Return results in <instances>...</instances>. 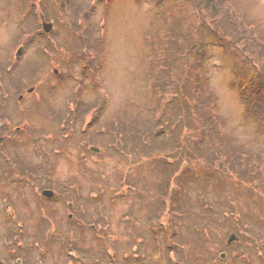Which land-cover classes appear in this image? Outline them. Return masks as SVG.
<instances>
[{"label": "rangeland", "instance_id": "1", "mask_svg": "<svg viewBox=\"0 0 264 264\" xmlns=\"http://www.w3.org/2000/svg\"><path fill=\"white\" fill-rule=\"evenodd\" d=\"M152 1L73 0L74 4L69 6L66 0H0V121L3 115L9 116L11 123L21 127L19 133L15 128L10 133L6 132L1 149H7L13 158L21 156L24 159L28 164L21 167L22 170L38 165L37 189L40 188L42 208L32 209L38 199L33 198L35 192L30 191L24 201L17 203L20 212L15 215L16 227L23 222L22 226L27 229L17 236V242L32 244L37 263H40L41 250L35 243L44 239L45 264H65L70 259L69 254L76 252L73 242L68 246L71 240L64 243L50 238L47 244L45 233L54 229V222L58 231L75 228V236L85 251L77 249L88 260L82 264L94 260H98L95 264L113 262L107 258L110 249L115 251L118 261L128 252L129 260L136 262L138 256L134 253L137 247L143 264H176L169 260L175 256V252H171L172 246L162 247L161 253L157 252L161 246L154 244V230L149 224L152 220L159 226L167 216L171 217V213L166 211L172 200L179 199L188 204L187 196H182L174 183L166 178L163 182V174L168 176V172L158 166L170 158L165 156L167 146L164 145L165 152L160 153L158 144L164 140L161 136L163 131L170 134L162 122L169 118L166 104L170 102L172 91L167 90L158 105L152 94L151 82L154 67L164 69L167 66L164 54L176 48L178 42L173 36L172 40L168 37V27L166 31L165 22L156 16L162 12L163 4H156L155 9ZM178 1L167 0L166 8L174 9V16L180 18L185 13L177 9ZM200 1L206 6L201 4L197 7L194 0L186 5L187 20H193L195 25V18L202 13L209 20L207 22L224 28L232 37H242L237 28L228 24L227 17H221L212 7L210 0ZM229 1L264 41V0ZM90 8L92 10L88 11ZM41 14L54 25L49 34L43 29ZM83 16L88 21H82ZM202 32L203 27L199 31L195 28L186 31L188 35L184 43L190 44L191 38L200 37ZM243 39L237 38L238 43L249 48V52L253 51L252 56L258 60L259 66H264V46L257 50L249 45V40ZM21 48L23 51L19 55ZM190 55L196 57L194 53ZM203 61L209 88L217 93L220 113L226 118L225 130L235 135L238 143L243 141L254 150L264 149V137H257L252 123L243 119L244 106L239 101L238 92L229 88L233 77L232 62L215 47H209ZM20 95H23L21 104L18 102ZM164 108L165 113L161 114ZM160 114L157 126L156 119ZM120 122L150 134L152 148L129 132L124 139H119L120 133L110 126L116 127ZM122 127L125 128L124 125ZM170 131L174 132V128ZM24 133H27L25 141ZM189 135L196 137L194 133ZM32 136H35L36 144L30 138ZM90 146L100 148V155L91 151ZM179 147L177 152H181ZM83 152L86 159L82 157ZM2 155L6 158L3 161L11 160L5 152L0 154V160ZM174 158L181 160L187 170L205 165L196 160L184 161L185 158L178 155ZM15 164H20V161L16 159L13 163L16 168ZM126 182L135 183L134 189ZM75 183L79 184L80 195L74 191L66 194V187ZM48 188L54 191L55 201H47L42 196V191ZM229 189V192L233 190ZM189 190H192L191 193L187 191L189 201L195 207L192 199L197 191L193 187ZM215 192H210L209 196L212 203H217V211L231 206L250 208L249 199L242 192L238 198L234 197V192L227 198H222L225 197L222 191ZM1 193V201H9L6 198L9 192ZM73 198L78 205L76 211L68 206ZM216 198L219 199L215 201ZM30 203L31 207H28ZM0 208V215H3ZM71 211L75 218L70 221L67 215ZM261 215H264V207ZM82 221L86 224L79 228ZM5 225L1 216L0 233H4ZM39 226L44 228V238L36 229ZM92 227L97 229L91 230ZM198 231V228L184 227L186 241L179 237L178 243L192 242L200 236ZM241 231L242 242L227 246L225 240L232 231L228 232L224 225L223 228L217 226L215 230L211 229L209 242L199 247L201 251L185 249L183 253L190 256L192 264H244L245 261L264 264V222L253 223ZM164 237L163 244L170 245L168 237ZM7 238L1 237L2 240ZM140 242L142 246L138 244ZM243 245L246 248L242 252L252 250V255L246 260L238 254ZM188 248L198 249L192 244ZM223 251L227 256L220 259ZM196 253H199V258L194 259ZM222 260L224 262L221 263ZM130 263L128 260L125 262Z\"/></svg>", "mask_w": 264, "mask_h": 264}, {"label": "trees", "instance_id": "2", "mask_svg": "<svg viewBox=\"0 0 264 264\" xmlns=\"http://www.w3.org/2000/svg\"><path fill=\"white\" fill-rule=\"evenodd\" d=\"M189 2L190 0L178 1L177 9L180 8L185 13L180 18L174 16V9L166 8L167 0L153 2L155 9L156 4L159 6L163 4L162 12H158L156 16L165 22L163 23L166 25V31L168 27V37L172 40L173 36L178 42L176 48L170 52L167 50L164 54L168 60V64H165L167 66L164 69L154 67L151 82L152 94L158 101V105L162 101V96L167 94V90L172 91L170 102L166 104L169 118L163 120L162 123L175 137L163 131L161 136L164 140L162 144H158V148L161 149L160 153L165 152L163 147L166 145L165 156L173 160L166 158L167 162L158 164V166L168 172V176L163 174V182L166 178V180L174 183V187H177L182 196H187L188 204L179 199L177 201L172 200L166 211L167 214L171 213L169 214L171 217L161 225L162 230L166 229V235H170L169 239L177 243L179 237L184 238V234L179 232V228L182 225L181 228H183L185 224L195 228H204L205 233L201 231L202 234H200L198 241L200 243L202 240L203 242L210 240L212 234L210 231L212 228L215 230L217 226L223 228L224 225V228L229 232L236 228L247 230L253 223L264 222V215H261L264 207V149L254 150L243 141L238 143L235 141V135L229 134L225 130L226 118L220 113L217 93L209 88L207 72L203 63L209 47L221 50L226 60L232 62L230 66L233 77L229 88H234L238 92L239 101L244 106L243 119L252 123L257 137H264V70H262L264 66H259L258 60L252 56L253 51L249 52V48L242 47L237 38H244V41L249 40V45L257 50H261L260 47L264 46V41L255 34L253 27H250L251 24H248L240 16L236 7L229 0H210V3L213 8L218 10L221 17H227L228 24L232 28L234 26L238 29L239 34L242 35L241 38L232 37L224 28L207 22L209 20L204 18L202 13L201 15L199 13V17L195 18L196 24L194 25L193 20L186 19L188 16L186 5ZM194 2H197V7H200L201 4L206 6L205 2L200 0H194ZM66 3L69 6L74 4L73 0H66ZM90 10L92 9L90 8L88 11ZM88 16L89 14H86L87 19ZM82 21L88 20H85L83 16ZM201 27H203V32L200 37L196 39L192 37L190 44L184 43L183 40L188 35L186 31H190L191 28L199 31ZM192 53L196 55L195 58L190 55ZM154 71L157 72L154 74ZM172 71H175L173 75L171 74ZM194 72H196L195 76ZM176 74L177 77H175ZM153 109L155 110V108ZM165 109L160 113H165ZM161 114L156 119L157 126H159L158 121L161 120ZM110 127L120 133L119 139H124V136L129 132V135L138 136L139 139H143L148 144L149 148H152L149 140H153V138L149 136L150 134H145L134 126L129 128L124 122H120L116 127L112 125ZM144 128L150 131V128ZM171 128H174V132L170 131ZM190 133H194L196 137H191ZM178 146H180L181 152L176 151ZM176 155L184 157V161L196 160L205 163V165L196 170L188 167L190 169L187 170L181 164V160L174 158ZM127 185L134 189L135 183H127ZM190 187L197 191V197L192 199L196 203L195 207H192L191 201H189L188 192L191 193L192 191L189 190ZM228 187L233 190L229 192ZM234 190L236 191L234 192ZM215 191H222L225 195L222 198L232 196L233 192L234 197L238 198L237 195L242 192L243 196H247L249 199L250 208H233L231 206V208L224 207L227 209L217 211L215 208L217 203H212L209 196L210 192L215 194ZM218 199L216 198L215 201ZM231 202L235 203L232 199ZM181 213L182 215H180ZM173 214L175 215L174 218H172ZM61 231L62 233L57 232L52 238L60 240L63 236L67 240L71 239L68 230ZM159 241L162 242V239L159 238ZM157 242L156 245H160ZM138 244L141 246L142 243ZM76 245L77 248L85 250L78 241ZM78 252L80 251L78 250ZM157 252L160 253L159 248ZM135 253L139 256L141 252L138 249ZM122 257L119 263L125 264L127 255ZM93 262L90 261L89 264L96 263ZM131 264L142 263L137 260Z\"/></svg>", "mask_w": 264, "mask_h": 264}, {"label": "flooded vegetation", "instance_id": "3", "mask_svg": "<svg viewBox=\"0 0 264 264\" xmlns=\"http://www.w3.org/2000/svg\"><path fill=\"white\" fill-rule=\"evenodd\" d=\"M23 48V45H22ZM23 49H21L19 55ZM26 53V52H25ZM30 90V89H29ZM31 91V90H30ZM19 104L23 102V95H20L18 98ZM12 120L9 116L3 115V120L0 121V145L6 140V132L10 133L11 130H16V133L20 132V126L15 125L11 123ZM27 134V133H26ZM26 134L24 133L25 137L23 138V141L27 140ZM21 135V134H17ZM34 137V138H33ZM33 139V143H35V136L30 137ZM36 144V143H35ZM7 149H1L0 154L2 152H5L11 160L9 161H3L4 155H2L3 159L0 160V191H2L1 195L6 194V192H9V196H6V198H9V201L6 200L3 202L7 206V213L3 215H0V217H3L4 222L6 223V228L4 229V233H0V264H45V260H43L46 257V250H45V239L41 241L42 247V261L40 263H37L34 258V250L32 248V244H25L23 242H17V236H20V233L26 232V228L23 226L16 227L14 216L20 212L19 208L17 207V203H20L21 201H24L27 198V195H29L30 191L35 192L32 197L37 198V202L32 206V209H38L41 207V196H40V188L37 189V184H39V175H38V165L37 166H29L24 168L23 170L21 167H25L26 161L24 159H21V156L13 158L11 154L7 152ZM19 160L20 164H15L13 166V163L15 160ZM86 159V156H85ZM51 161H49V164ZM53 167V165H51ZM15 168V170H14ZM7 185V186H6ZM32 185V186H31ZM35 186L36 188H33ZM28 188H31V190H28ZM79 191V187H76V185L70 184V186L66 187V193L70 191ZM21 196V197H20ZM54 196V195H53ZM55 197V196H54ZM53 197V198H54ZM16 199V201H13ZM1 200V198H0ZM50 201H53L55 199H49ZM47 200V201H49ZM29 205V206H28ZM26 205V207H31V203ZM3 206V205H2ZM69 209L71 210H77L78 205H76L75 200L71 199L70 202H68ZM10 207V209H9ZM14 207V208H13ZM25 208V210H28V208ZM1 209V208H0ZM16 209V210H15ZM74 213L71 211L68 213V217L71 220H73L75 217L73 216ZM38 231H41L44 238V228L43 226L36 227ZM19 232V233H18ZM18 233V235H17ZM1 237H8L6 240H2ZM40 245L39 243H36V245ZM40 260V259H39Z\"/></svg>", "mask_w": 264, "mask_h": 264}, {"label": "water", "instance_id": "4", "mask_svg": "<svg viewBox=\"0 0 264 264\" xmlns=\"http://www.w3.org/2000/svg\"><path fill=\"white\" fill-rule=\"evenodd\" d=\"M43 25H44V29H45V31L49 32V31L52 30L53 25H52L51 23H49V22H47V21H43ZM90 148H91L93 151L100 152L99 149H98L97 147H95V146H91ZM45 193H46L47 195H50V194H52V191H47V192H45ZM236 238H238V237H237L236 233L233 232V233L230 235V237L228 238L227 242L231 243L232 240H233V239H236ZM222 256H224V253H223Z\"/></svg>", "mask_w": 264, "mask_h": 264}, {"label": "bare ground", "instance_id": "5", "mask_svg": "<svg viewBox=\"0 0 264 264\" xmlns=\"http://www.w3.org/2000/svg\"><path fill=\"white\" fill-rule=\"evenodd\" d=\"M2 205H3V202L0 200V207H2Z\"/></svg>", "mask_w": 264, "mask_h": 264}]
</instances>
